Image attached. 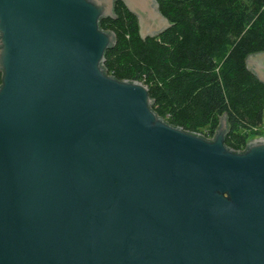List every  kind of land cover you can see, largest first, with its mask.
<instances>
[{
    "label": "water",
    "instance_id": "water-1",
    "mask_svg": "<svg viewBox=\"0 0 264 264\" xmlns=\"http://www.w3.org/2000/svg\"><path fill=\"white\" fill-rule=\"evenodd\" d=\"M117 1L142 39L172 26L156 0H0V264H264V139L109 75ZM246 66L264 86V52Z\"/></svg>",
    "mask_w": 264,
    "mask_h": 264
},
{
    "label": "trees",
    "instance_id": "trees-1",
    "mask_svg": "<svg viewBox=\"0 0 264 264\" xmlns=\"http://www.w3.org/2000/svg\"><path fill=\"white\" fill-rule=\"evenodd\" d=\"M156 1L172 24L156 37L141 38L122 1L115 19L102 20L117 39L104 69L146 84L154 111L187 131L213 137L226 114V146L242 150L264 121V86L246 66L248 55L264 52V0Z\"/></svg>",
    "mask_w": 264,
    "mask_h": 264
},
{
    "label": "rangeland",
    "instance_id": "rangeland-1",
    "mask_svg": "<svg viewBox=\"0 0 264 264\" xmlns=\"http://www.w3.org/2000/svg\"><path fill=\"white\" fill-rule=\"evenodd\" d=\"M210 130V129H209ZM209 130H203V132L205 133V134H210V132H209ZM257 130H260L262 133L260 134V136L259 137H256V138H254V139H264V121H263V124L260 126V127H258V129ZM208 138H212V136L210 135V136H208ZM253 140V139H252Z\"/></svg>",
    "mask_w": 264,
    "mask_h": 264
}]
</instances>
